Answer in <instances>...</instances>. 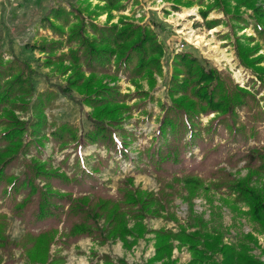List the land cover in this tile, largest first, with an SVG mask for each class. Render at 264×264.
Instances as JSON below:
<instances>
[{
    "label": "trees",
    "instance_id": "16d2710c",
    "mask_svg": "<svg viewBox=\"0 0 264 264\" xmlns=\"http://www.w3.org/2000/svg\"><path fill=\"white\" fill-rule=\"evenodd\" d=\"M95 1L76 0L64 5L55 0L36 23V31L45 35L24 45L40 54L37 66L58 73L61 83L35 92L33 76L37 70L31 62L10 48L0 50L1 264H14L12 258L3 261L1 254L15 250L26 264H65L62 252L82 238L99 244L119 239L131 247L136 238L148 233L154 234V253L148 264H166L175 240L188 247V264H203L214 253L220 260H213V264H264L245 247L236 249L222 243L218 235L185 229L174 232L165 227L148 229L144 223L163 208L164 179L179 181L178 176L183 175L191 198L200 188H206L204 175L211 177L209 182L215 189L225 188L242 199L250 218L264 232V184H252L254 177L264 174V94L258 96L264 90V56L257 54L259 46L250 45V37L245 41L234 36L238 65L254 76L243 86L228 71L210 66L189 51L174 53L169 76L164 79L169 102L161 108L150 143L134 157L129 154V146L135 136L124 126L133 109L129 104L132 96L121 92L115 82L120 73L136 91L141 80L146 81L148 90L154 89L156 76L162 74L165 47L155 23H135L123 15L112 21L113 11L138 0ZM172 1L174 8L183 4L182 0ZM197 1L203 19L216 10L239 22L243 20L240 8L251 10L254 29L264 38V0ZM192 2L183 5L191 6ZM103 14L105 21L99 23ZM217 24L219 18L205 21L207 28ZM73 92L81 105L90 108L86 130L76 122L52 124L47 120L45 110L57 97ZM204 117H209L205 123ZM47 144L52 150L43 158ZM91 145L106 154L101 156L95 150L93 162L86 169L79 165L80 151ZM65 148L74 152L71 166V152L64 153L54 166L52 154ZM194 149L201 155L199 160ZM114 156L130 161L133 174L126 173L112 192L110 179L101 180L98 174L110 160L117 161ZM239 164L246 171L243 176L235 177L225 169ZM149 172L161 183L158 194L134 182V174ZM9 217L24 227L17 239L6 232ZM127 237H133V241L128 242ZM88 264L126 261L113 260L103 253Z\"/></svg>",
    "mask_w": 264,
    "mask_h": 264
},
{
    "label": "rangeland",
    "instance_id": "374dc122",
    "mask_svg": "<svg viewBox=\"0 0 264 264\" xmlns=\"http://www.w3.org/2000/svg\"><path fill=\"white\" fill-rule=\"evenodd\" d=\"M53 0H0V50L12 49L13 52L22 59H28L37 70L33 76L35 92L45 89L48 85L62 82V77L50 68L38 67V57L36 51L25 49L27 42L40 41L45 32L36 31V23ZM64 5L76 0H60ZM188 0H182V3ZM205 1V0H204ZM260 1V0H258ZM96 1L93 0V3ZM55 3V0H54ZM178 5L174 8L172 0H138L137 4L129 2L123 10L113 11V22H116L120 15L126 16L135 23H155L158 31V38L165 47L162 58V74L156 76V86L148 90L145 80L139 81V88L136 91L134 85L119 73V79L115 82L121 92L129 93L132 98L129 104L133 105L131 115L124 121V126L134 133V140L129 146L131 156L138 155V151L150 143L154 135L158 120L162 114V106L169 102L166 95V85L164 79L170 73V61L176 52L189 51L200 59H204L210 66L228 71L235 82L241 86L247 85L249 79L254 77L249 69L238 65L233 52V40L235 35L250 37V45H258L257 54L264 56V38L255 31L251 10L245 7L240 8L243 20L236 22L228 16H223L221 12L211 10L206 19L199 14L202 7L197 0H193L191 6ZM191 9L187 12L186 10ZM179 14H184L180 17ZM219 18V24L212 28H207L205 21ZM105 21V15L98 18L99 23ZM189 35V36H188ZM192 36V37H191ZM197 36H202L204 41L194 46L188 42V38L194 40ZM167 39H169L167 41ZM190 40V41H191ZM192 42V41H191ZM229 60V61H228ZM264 64V62H262ZM149 91L148 95L143 93ZM264 94L262 90L258 96ZM78 95L73 92L70 95H59L52 106L45 110L49 123L56 124L60 121L76 122L82 130H86L89 121L86 119L89 107L78 102ZM26 117V114L18 113ZM209 117L202 120L205 123ZM262 130V142H264V125ZM119 139V137H118ZM51 144H47L43 158L50 155ZM96 150L101 156H105V150L96 149L95 145L88 146L80 151L79 165L86 169L90 168ZM71 152L68 164L73 162L74 152L65 148L55 151L52 154V164L57 166L64 153ZM190 153H187L189 155ZM197 160L201 158L198 149H194ZM109 161V166L103 169L98 176L101 180L110 179L109 186L114 191L117 181L123 179L128 172L133 174V164L130 161L120 160ZM119 163V167L117 165ZM238 167L225 169L235 177L243 176L246 171ZM239 169V171H237ZM19 169H16L18 172ZM202 175V174H201ZM179 181L173 177L165 180L163 208L158 216H148L144 223L148 229L165 227L177 232L185 229L187 232L199 231L202 234L218 235L222 243L233 245L236 249L245 247L248 253L264 260V232L259 228L248 213L247 204L236 196L235 193L227 191L225 188L215 189L205 178L206 188H200L196 195L188 197V191L182 181L183 175H179ZM214 179V178H213ZM135 184H140L143 189L152 190L158 194L161 183L156 180L153 172L134 174ZM164 182V183H165ZM252 184L260 186L264 184V174L254 177ZM156 206H158L156 204ZM132 222H130L131 225ZM23 225L16 219L9 217L7 234L11 239H17L23 233ZM127 241H133V237H127ZM154 234L148 233L143 238H136L131 247L124 246L119 239L110 240L105 244H99L90 238H82L76 244L62 253L66 256L65 264H88L89 261H96L101 254H109L113 260L122 258L126 264H148V259L154 253ZM174 248L169 258L165 259L166 264H188L191 259L190 251L186 245H179L178 241H173ZM12 258L14 264H26L20 257L19 251L1 254V259ZM213 260L219 261L220 255L214 253L210 259L203 264H213ZM2 262H0L1 264ZM152 264H163L157 261Z\"/></svg>",
    "mask_w": 264,
    "mask_h": 264
},
{
    "label": "bare ground",
    "instance_id": "6f19581e",
    "mask_svg": "<svg viewBox=\"0 0 264 264\" xmlns=\"http://www.w3.org/2000/svg\"><path fill=\"white\" fill-rule=\"evenodd\" d=\"M187 12L191 11V9H188L186 10ZM190 13V12H189ZM184 14H179L180 17H183ZM189 36V35H188ZM192 37V36H191ZM190 37L188 38V42L189 43H192V45L194 46H198L200 45L203 41H204V38L202 36H197L194 40H191ZM229 61V60H228Z\"/></svg>",
    "mask_w": 264,
    "mask_h": 264
},
{
    "label": "crops",
    "instance_id": "0c3cea01",
    "mask_svg": "<svg viewBox=\"0 0 264 264\" xmlns=\"http://www.w3.org/2000/svg\"><path fill=\"white\" fill-rule=\"evenodd\" d=\"M53 4H54V0L52 1L51 4H49V5L47 6V8L50 7V6H52ZM47 8H46V9H47ZM46 9H45V10H46ZM168 40H169V39H167V41H168Z\"/></svg>",
    "mask_w": 264,
    "mask_h": 264
}]
</instances>
